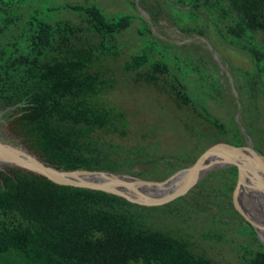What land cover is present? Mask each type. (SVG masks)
<instances>
[{
    "label": "rangeland",
    "instance_id": "374dc122",
    "mask_svg": "<svg viewBox=\"0 0 264 264\" xmlns=\"http://www.w3.org/2000/svg\"><path fill=\"white\" fill-rule=\"evenodd\" d=\"M3 1L9 4L0 8L11 10L16 23L0 36V46L21 42L31 16L52 24L70 21L100 42L85 11L72 4L96 5L107 18L130 20L126 30L104 39L102 66L110 85L99 97L126 114L124 133L63 127L80 148L106 157L110 173L163 181L217 143L250 147L264 157V87L249 53L261 40L258 34L238 39L228 33L227 1ZM157 61L162 67L153 71ZM172 85L184 100L175 97ZM0 142L51 165L20 134L16 116L0 120ZM259 166L254 169L262 175L254 177L251 191L240 194L239 203L264 238V169ZM232 168L213 170L180 200L145 211L146 223L182 238L193 253H207L219 264H240L247 252L264 246V239L235 205L238 174L233 177ZM11 169L0 164V172Z\"/></svg>",
    "mask_w": 264,
    "mask_h": 264
},
{
    "label": "trees",
    "instance_id": "16d2710c",
    "mask_svg": "<svg viewBox=\"0 0 264 264\" xmlns=\"http://www.w3.org/2000/svg\"><path fill=\"white\" fill-rule=\"evenodd\" d=\"M224 1L231 9L229 34L260 36L249 53L264 87V0ZM75 10L85 11L100 42L70 21L52 24L31 16L21 42L0 46V120L16 116L31 148L61 170L110 172L106 157L80 148L63 127L124 133L126 114L99 97L110 85L102 66L104 39L126 30L130 20L107 18L96 5ZM10 12L0 8V36L16 23ZM161 67L157 61L153 71ZM171 88L184 100L180 88ZM231 172L236 178L237 169ZM150 209L158 208L17 168L0 172V264H219L207 253H193L182 238L149 226L144 216ZM258 245L240 264H264V246Z\"/></svg>",
    "mask_w": 264,
    "mask_h": 264
},
{
    "label": "water",
    "instance_id": "95a60500",
    "mask_svg": "<svg viewBox=\"0 0 264 264\" xmlns=\"http://www.w3.org/2000/svg\"><path fill=\"white\" fill-rule=\"evenodd\" d=\"M26 99L23 101L25 102ZM17 104L15 107H21ZM0 163L13 168L36 174L50 181L64 186L88 188L104 191L125 198L129 202L141 206H162L176 202L197 185L206 174L213 170L235 167L237 169V183L234 190L235 205L261 236L260 226L255 223L239 203L240 192L247 182V178L262 175L256 171L258 164L264 163V157L253 148L234 146L228 143H217L206 149L198 159L188 168L182 169L163 181H148L128 174H116L105 171L61 170L54 165H48L33 155L10 144L0 142ZM264 169V166L261 165ZM52 171L54 173H52ZM87 174L103 176L100 182H76L58 178L55 174Z\"/></svg>",
    "mask_w": 264,
    "mask_h": 264
},
{
    "label": "bare ground",
    "instance_id": "6f19581e",
    "mask_svg": "<svg viewBox=\"0 0 264 264\" xmlns=\"http://www.w3.org/2000/svg\"><path fill=\"white\" fill-rule=\"evenodd\" d=\"M261 165L264 166V163L261 164ZM261 165L259 167H261ZM250 168H253L254 169V167H252V166H249V169ZM52 173H54V172L52 171ZM55 176L58 177V178H63V179H67V180H71V181H76V182H84L85 181V182H93V183H95V182H100V181H104L105 180V178L103 176H101V175L94 176V175L77 174V173L76 174H71V175L55 174ZM255 182H257V181L254 180V178L253 179L250 178V180H249V178H247V182L244 184V186H243V188L241 190V193H243L246 190L251 191L252 186L254 185L253 183H255ZM261 193H262V191H261ZM252 198H255V197L252 196ZM257 200H259V199H257ZM261 237L263 238L262 232H261Z\"/></svg>",
    "mask_w": 264,
    "mask_h": 264
},
{
    "label": "crops",
    "instance_id": "0c3cea01",
    "mask_svg": "<svg viewBox=\"0 0 264 264\" xmlns=\"http://www.w3.org/2000/svg\"><path fill=\"white\" fill-rule=\"evenodd\" d=\"M78 6H81V5H79V4H72V7L75 9L76 7H78ZM85 6H89V5H85ZM198 159V158H197ZM196 159V160H197Z\"/></svg>",
    "mask_w": 264,
    "mask_h": 264
}]
</instances>
